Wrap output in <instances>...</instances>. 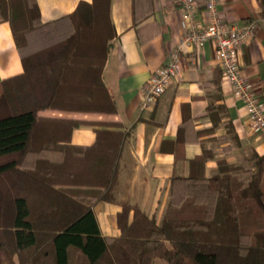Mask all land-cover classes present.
<instances>
[{
    "label": "trees",
    "instance_id": "1",
    "mask_svg": "<svg viewBox=\"0 0 264 264\" xmlns=\"http://www.w3.org/2000/svg\"><path fill=\"white\" fill-rule=\"evenodd\" d=\"M151 13L149 0H132L134 26ZM0 21L23 67L0 79V264H264V154L254 150L249 167L223 157L210 175L207 153L191 159L170 178L158 223L122 203L119 235L101 234L93 206L115 201L127 133L99 129L75 145L80 120L38 112L115 111L102 81L116 34L110 0L45 22L36 0H0Z\"/></svg>",
    "mask_w": 264,
    "mask_h": 264
},
{
    "label": "crops",
    "instance_id": "2",
    "mask_svg": "<svg viewBox=\"0 0 264 264\" xmlns=\"http://www.w3.org/2000/svg\"><path fill=\"white\" fill-rule=\"evenodd\" d=\"M80 1L36 0L43 22L69 14ZM151 15L132 24V0H110L114 25L113 48L102 69V81L115 111L44 109L40 116L80 120L71 143L88 145L95 130L127 133L122 147L114 202L93 206L104 236L120 233L116 215L122 203L138 207L158 223L166 206L173 175L186 176L189 161L204 153L205 175L217 170V159L245 161L251 151L264 154V136L254 133L240 99L222 79L210 42L182 55L180 80L167 87L155 102L141 106L140 91L150 74L163 65L179 40L177 0H149ZM196 16L208 18L205 0H195ZM225 22L240 25L249 19L257 28L240 51V71L255 83L264 110V0H218ZM22 62L9 23L0 21V79L22 72ZM230 131L237 141L231 138Z\"/></svg>",
    "mask_w": 264,
    "mask_h": 264
},
{
    "label": "built area",
    "instance_id": "3",
    "mask_svg": "<svg viewBox=\"0 0 264 264\" xmlns=\"http://www.w3.org/2000/svg\"><path fill=\"white\" fill-rule=\"evenodd\" d=\"M177 1L182 34L168 60L141 87V106H150L167 87L180 80L182 55L210 42L222 79L230 84L233 96L242 101L250 129L264 136V110L255 83L241 73L239 65L241 48L253 36L257 21L249 19L240 25L225 22L216 9L218 0H205L208 18L202 21L196 16L195 0Z\"/></svg>",
    "mask_w": 264,
    "mask_h": 264
},
{
    "label": "rangeland",
    "instance_id": "4",
    "mask_svg": "<svg viewBox=\"0 0 264 264\" xmlns=\"http://www.w3.org/2000/svg\"><path fill=\"white\" fill-rule=\"evenodd\" d=\"M26 40H27V39H26ZM31 45H32V48L35 47V46H34L35 43H33V44H31ZM238 164L241 165V166H244V167H249V165H250V164H248V163L246 162V160L243 161V162H241V163H238ZM248 177H249V172H245V173H243V178H244L245 180H247ZM71 264H79L78 260L75 259V256H73V258H72V260H71Z\"/></svg>",
    "mask_w": 264,
    "mask_h": 264
}]
</instances>
